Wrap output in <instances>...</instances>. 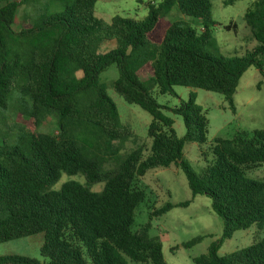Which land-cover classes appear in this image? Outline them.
<instances>
[{
	"label": "trees",
	"instance_id": "trees-1",
	"mask_svg": "<svg viewBox=\"0 0 264 264\" xmlns=\"http://www.w3.org/2000/svg\"><path fill=\"white\" fill-rule=\"evenodd\" d=\"M40 1L0 0V135L14 136L0 140V243L42 233L44 260L11 253L0 255V264H167L160 238L150 231L154 219L176 205L152 207L141 225L135 217L147 198L146 174L172 164L182 167L193 196L210 197L224 221L222 238L194 264H264V238L218 253L236 230L264 225V180L247 176L264 164V129L215 138L212 161L196 172L183 159L185 142H207L209 120L196 92L173 108L184 119L182 138L154 96L156 89L173 94L175 86L202 88L223 94L235 109L242 74L254 65L264 76V0H254L244 15L258 45L241 57L206 52L215 25L211 0H161L149 5L143 19L116 14L109 22L95 16L98 0H45L29 15L28 27L14 30L18 7ZM57 2L62 10L52 9ZM174 7L185 17L168 22ZM191 19L201 22V32ZM113 40L115 48L100 51ZM112 65L119 69L115 91L151 114L152 143L148 154L133 149L114 171H105L108 156L119 154L118 144L135 135L100 80ZM20 101L28 103V122L15 132L7 112ZM49 116L55 117L56 134L39 130ZM62 173L83 175L86 183L72 180L52 189ZM99 181H105L103 190L92 191Z\"/></svg>",
	"mask_w": 264,
	"mask_h": 264
},
{
	"label": "rangeland",
	"instance_id": "rangeland-1",
	"mask_svg": "<svg viewBox=\"0 0 264 264\" xmlns=\"http://www.w3.org/2000/svg\"><path fill=\"white\" fill-rule=\"evenodd\" d=\"M45 0L30 4H22L16 12L14 30L19 31L30 25L29 15L40 10ZM161 0H98L95 6V16L105 21H110L116 14L143 19L149 12V5ZM254 0H236L227 3L226 0H211L212 18L215 25L211 27L213 43L205 47L206 52L212 55L226 57L243 56L247 51L254 49L258 42L253 38L246 25L244 15L253 5ZM60 3L52 4L53 10H62ZM177 7L166 16L168 22L184 18ZM190 23L201 32L202 25L199 20L191 19ZM230 23L236 24V28H225ZM116 47V42L105 41L100 46L101 52L109 51ZM264 60V57H263ZM147 70V69H146ZM119 76L116 65L110 66L100 75V80L106 86V91L116 103L121 121L129 124L135 135L128 141L119 143L122 148L119 154L110 155L104 163L105 171H114L119 160L127 152L136 148H142L144 154H148L152 139L148 135V127L152 121L149 112L137 104L128 103L123 96L117 93L113 82ZM191 91L196 92V103L201 106L209 120L207 142L199 144L187 141L183 146V159L196 172H199L213 159L210 147L217 137L230 138L236 130L264 129V76L259 68L251 65L241 76L236 92L234 93V106L232 108L225 96L218 92L208 91L202 88H190L175 86L173 94H161L155 91L159 104L163 105L165 114L173 118V127L176 135L182 138L186 133L184 119L173 112V108L189 98ZM28 103L13 102L12 108L7 112L10 129L18 131L28 122ZM0 121V128H1ZM3 128V127H2ZM46 133H57V124L54 116H49L39 128ZM0 140L14 136L2 131ZM15 135V134H14ZM252 179L264 180V164L247 173ZM86 183L83 175H68L62 173L60 179L52 186L59 190L68 181ZM147 191L146 200L136 210V225L145 223L149 218L152 207L159 208L167 202L175 204L170 211L159 218L154 219L152 236L160 238L163 245V256L167 264H194V258L208 252L211 243L218 241L223 236L224 221L213 210L212 200L207 195L193 196L189 182L182 167L174 164L150 170L144 180ZM105 187V181L91 184L90 189L98 192ZM190 201L186 206L178 204ZM202 236V240L190 248L183 246L191 239ZM264 238V225L259 227L252 225L247 229L236 230L232 237L225 238L219 246L218 253L227 255L245 248ZM43 244V234L30 235L0 243V255L19 254L36 257L43 262L40 248Z\"/></svg>",
	"mask_w": 264,
	"mask_h": 264
}]
</instances>
